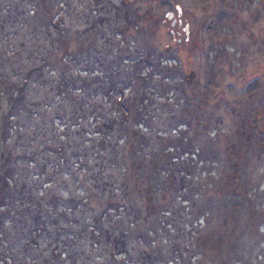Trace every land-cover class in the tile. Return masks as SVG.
<instances>
[{
	"label": "trees",
	"instance_id": "trees-1",
	"mask_svg": "<svg viewBox=\"0 0 264 264\" xmlns=\"http://www.w3.org/2000/svg\"><path fill=\"white\" fill-rule=\"evenodd\" d=\"M110 1L0 0L1 61L25 90L0 140V264H264L262 181L237 220L256 213L255 227L198 263L197 234L221 204L223 161L192 134L168 62L142 73L160 46L124 38L122 23L109 35L121 6L115 15ZM129 114L143 160L165 151L156 169L172 175L160 197L170 206L161 201L148 218L129 168Z\"/></svg>",
	"mask_w": 264,
	"mask_h": 264
},
{
	"label": "rangeland",
	"instance_id": "rangeland-1",
	"mask_svg": "<svg viewBox=\"0 0 264 264\" xmlns=\"http://www.w3.org/2000/svg\"><path fill=\"white\" fill-rule=\"evenodd\" d=\"M110 2L116 15L118 0ZM118 9L120 20L116 21V16L109 31L116 32L120 28L117 25L122 23L124 26L119 31L121 35L125 31L124 38L139 36L149 44L160 46L162 52L158 49L156 56L149 55L151 63L142 62V73L151 71V64L160 57L168 62L169 67L165 68L168 76L183 83L186 93L183 107L191 113L192 134L200 136L204 148L223 161L217 217L196 237L202 249L199 263L208 259L218 246L237 234L239 237V231L248 234L259 219L252 213L247 214L245 221L243 218L237 221L244 202L250 198V188L255 192L256 183H264V175L258 172V167L264 166V106L258 104L264 98V60L252 61L253 64L250 61L254 51L264 46V33L259 34L254 26L257 11L264 12V0H199L196 8L190 0H121ZM124 9L127 14L120 11ZM92 27L90 23L89 26L77 24L76 28ZM5 44L0 40V49ZM227 67L238 83L232 89L218 75L221 68ZM19 82L15 74L7 73L0 57V140L9 127V111L15 98L25 91ZM136 96L130 99L131 109H128L133 114ZM133 114H129L131 128L126 137L128 162L135 192L144 205L143 216L148 218L160 206V197L165 194L172 175L161 173V176L156 169L163 164L165 151L159 156L155 154L150 162L143 160L136 146ZM1 150L0 143V154ZM162 204L170 206V202L162 201Z\"/></svg>",
	"mask_w": 264,
	"mask_h": 264
},
{
	"label": "bare ground",
	"instance_id": "bare-ground-1",
	"mask_svg": "<svg viewBox=\"0 0 264 264\" xmlns=\"http://www.w3.org/2000/svg\"><path fill=\"white\" fill-rule=\"evenodd\" d=\"M191 1V3L192 4H194V6H195V8L196 7H199V0H190ZM188 3V2H187ZM203 9V8H202ZM198 11V10H197ZM204 11V10H203ZM256 17H255V19H254V26H255V29H256V31L260 34H262V33H264V12L263 11H257V14L255 15ZM210 29V28H209ZM255 53H254V55L253 56H251V58H250V61L252 62V61H261V60H264V46H262V47H259L256 51H254ZM252 53V52H251ZM254 62H252V64L254 63ZM226 64V63H225ZM226 66V65H225ZM226 70H224V69H220L219 70V73H218V75H219V78H220V76H221V79L223 78L226 82H227V84H228V86L229 87H231V89L232 88H235V87H237V80H236V77H235V75H232V73L231 72H229V70H228V67L227 68H225ZM229 72V73H228ZM263 85V84H262ZM248 87V86H247ZM263 88V87H262ZM249 89V88H248ZM233 91V90H232ZM231 91V92H232ZM247 92V91H246ZM250 92V91H249ZM233 93V92H232ZM242 93V92H241ZM244 94V93H243ZM250 94V93H249ZM246 95V94H245ZM263 95V94H262ZM240 96V95H239ZM256 96V95H255ZM247 97V96H246ZM262 97V96H261ZM248 99V98H247ZM250 99H252V98H250ZM263 100H264V98H263ZM263 100H260V101H258L259 103V105H261V106H264V102H263ZM248 101V100H247ZM257 104V103H256ZM255 104V105H256ZM238 106H239V104H238ZM245 108V107H244ZM240 109V108H239ZM263 109V108H262Z\"/></svg>",
	"mask_w": 264,
	"mask_h": 264
}]
</instances>
